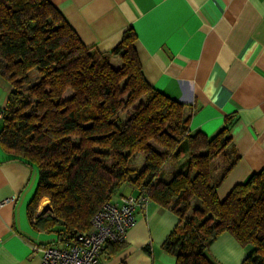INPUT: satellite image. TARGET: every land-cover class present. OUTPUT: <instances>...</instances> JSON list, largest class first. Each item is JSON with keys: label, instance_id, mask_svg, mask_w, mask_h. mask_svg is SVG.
Segmentation results:
<instances>
[{"label": "trees", "instance_id": "1", "mask_svg": "<svg viewBox=\"0 0 264 264\" xmlns=\"http://www.w3.org/2000/svg\"><path fill=\"white\" fill-rule=\"evenodd\" d=\"M135 40L126 30L102 54L82 44L49 0H0V77L11 87L0 145L38 168L30 216L47 198L53 216L44 224L60 227L61 242L73 245L128 184L179 218L162 244L175 264H216L207 250L224 233L251 249L242 264H264V168L220 201L216 189L239 160L229 135L234 117L211 137L191 133L192 109L148 84ZM136 155L139 170L131 167ZM124 247L107 242L101 255Z\"/></svg>", "mask_w": 264, "mask_h": 264}, {"label": "crops", "instance_id": "2", "mask_svg": "<svg viewBox=\"0 0 264 264\" xmlns=\"http://www.w3.org/2000/svg\"><path fill=\"white\" fill-rule=\"evenodd\" d=\"M49 1L82 44L99 53L110 54L132 29L145 80L192 109L191 133L211 137L227 117H234L229 135L239 160L216 189L220 201L264 168V0ZM113 62L119 65L116 57ZM10 90L0 77V107ZM214 166L220 167V160ZM172 167L168 163L164 170ZM38 183V168L12 159L0 145V264H41L38 249L71 246L61 242L60 227L44 224V218L53 216L47 198L30 216ZM133 192L125 184L112 202ZM178 221L173 212L150 201L145 214L136 212L124 249L112 257L101 255V264H175L162 244ZM250 252L228 233L207 250L216 264H242Z\"/></svg>", "mask_w": 264, "mask_h": 264}, {"label": "built area", "instance_id": "3", "mask_svg": "<svg viewBox=\"0 0 264 264\" xmlns=\"http://www.w3.org/2000/svg\"><path fill=\"white\" fill-rule=\"evenodd\" d=\"M4 109L0 107V120ZM122 195L118 202L108 201L94 214L88 234L69 247L46 246L41 264H101L100 257L107 242L124 243L128 230L135 223V214L146 213L150 199L142 190ZM115 264H125L123 260Z\"/></svg>", "mask_w": 264, "mask_h": 264}, {"label": "rangeland", "instance_id": "4", "mask_svg": "<svg viewBox=\"0 0 264 264\" xmlns=\"http://www.w3.org/2000/svg\"><path fill=\"white\" fill-rule=\"evenodd\" d=\"M114 63V62H113ZM113 65H117L116 63H114ZM31 80L32 81H36L37 80V75L35 74V73H33L32 75H31ZM11 88V87H10ZM7 95V92H5L3 95H2V97H3V99H4V97ZM64 98H67L66 97V93H65V95H64ZM120 117L123 119V120H126L128 117H129V111L128 110H126V111H122L121 113H120ZM0 124H2L1 122H0ZM142 161H143V157L141 156V155H136L135 157H134V162H133V164H132V168L133 169H135V170H139V169H141V163H142ZM118 193V192H117ZM42 201V200H41ZM40 201V202H41Z\"/></svg>", "mask_w": 264, "mask_h": 264}]
</instances>
